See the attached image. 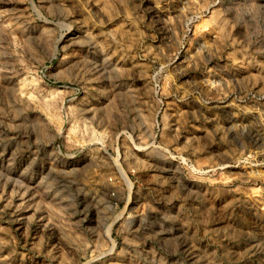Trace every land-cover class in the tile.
Here are the masks:
<instances>
[{
    "label": "rangeland",
    "instance_id": "374dc122",
    "mask_svg": "<svg viewBox=\"0 0 264 264\" xmlns=\"http://www.w3.org/2000/svg\"><path fill=\"white\" fill-rule=\"evenodd\" d=\"M0 264H264V0H0Z\"/></svg>",
    "mask_w": 264,
    "mask_h": 264
}]
</instances>
